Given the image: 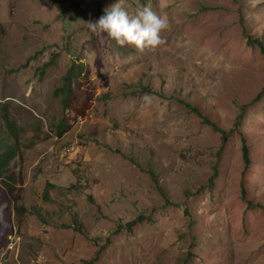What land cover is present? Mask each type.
Instances as JSON below:
<instances>
[{"label":"rangeland","instance_id":"374dc122","mask_svg":"<svg viewBox=\"0 0 264 264\" xmlns=\"http://www.w3.org/2000/svg\"><path fill=\"white\" fill-rule=\"evenodd\" d=\"M103 2L0 0V264H264V0ZM117 3L165 16V44L101 42Z\"/></svg>","mask_w":264,"mask_h":264},{"label":"clouds","instance_id":"9594fccd","mask_svg":"<svg viewBox=\"0 0 264 264\" xmlns=\"http://www.w3.org/2000/svg\"><path fill=\"white\" fill-rule=\"evenodd\" d=\"M89 28L105 39L115 41L120 47L132 46L138 51L155 50L165 44L161 33L169 27L165 16L158 15L151 7L145 6L130 15L119 3L113 5L96 22H89Z\"/></svg>","mask_w":264,"mask_h":264},{"label":"trees","instance_id":"16d2710c","mask_svg":"<svg viewBox=\"0 0 264 264\" xmlns=\"http://www.w3.org/2000/svg\"><path fill=\"white\" fill-rule=\"evenodd\" d=\"M95 1L98 4V9L100 11H104L103 0H95ZM80 5L81 4L79 3L78 6H80ZM250 43L260 44L262 47V50L264 52V40L263 39L254 38L253 36H250ZM50 64H46L45 67H48ZM77 69H78V65L76 63H74L64 77V84L65 85L59 89L60 92H63V93L65 92V97L63 100H64V104H65V106H67V108L69 107L68 101H69L70 97L72 96L73 80L75 79L76 74L80 75L82 72L81 71L79 73H76ZM146 89L150 92H156L157 94H160L158 91H154V89L152 87L147 86ZM181 102L189 105L196 113L203 116L204 120L207 123H210L211 125H213L215 127L216 130L221 131L223 133V145H222V147H224V145L229 141L230 131L227 130L226 128L222 127L216 121L212 120L209 116H204V113L201 111L199 106H197L193 103H190L186 100H183V99L181 100ZM2 120L5 124L6 130L3 132L4 135H0V186H2V189L7 192V191L14 190L13 185L10 183L11 176L9 175V173L11 172V164L14 161V159L16 158L17 152H18L19 128L16 125V122L10 117L9 111L7 109H5V111L2 115ZM61 125H62L61 127H64V122H62ZM68 129H69V127H66L65 131H68ZM242 137H243V141H244V145H243L244 146V148H243L244 159L246 161V164L249 165L250 159H251L250 158V149H249L248 137L244 131H242ZM8 138H11L13 141L11 143H9L7 141ZM217 175H218V167L215 166L214 172L210 177V181L213 182ZM50 187H51L50 184H47V189H46L45 195L48 196V199L50 198V191H49ZM163 193H164V196L166 198H168L166 193L165 192H163ZM19 201H20L19 198L14 199L15 204H17ZM17 209L21 210V208H19V207ZM88 264H91V262H89Z\"/></svg>","mask_w":264,"mask_h":264}]
</instances>
